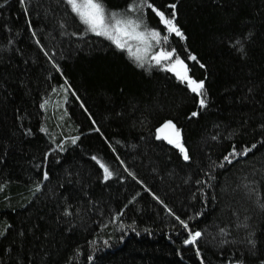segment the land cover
Masks as SVG:
<instances>
[{
    "label": "trees",
    "instance_id": "1",
    "mask_svg": "<svg viewBox=\"0 0 264 264\" xmlns=\"http://www.w3.org/2000/svg\"><path fill=\"white\" fill-rule=\"evenodd\" d=\"M130 2L103 0L109 11ZM151 2L166 14L177 4L184 40L144 10L148 27L169 35L152 54L175 48L189 75L205 80L203 109L163 65L140 67L127 50L85 32L64 0H0V264L264 261V0ZM169 119L188 161L156 138ZM71 136L80 137L75 145ZM52 137L66 151L53 152ZM253 143L247 157L223 161L232 145ZM92 156L113 171L108 181ZM153 193L202 231L196 245L183 244L188 230Z\"/></svg>",
    "mask_w": 264,
    "mask_h": 264
},
{
    "label": "snow or ice",
    "instance_id": "2",
    "mask_svg": "<svg viewBox=\"0 0 264 264\" xmlns=\"http://www.w3.org/2000/svg\"><path fill=\"white\" fill-rule=\"evenodd\" d=\"M64 2L70 8L75 17L78 18L79 22L84 26L85 32H91L97 36L105 37L113 44H115V46L119 49H127L130 56L134 57L138 66L140 67H143L146 61L149 64H152L154 62L157 66L163 65L164 70L174 73L179 81L185 82L190 91L196 94L197 97H199L198 106L200 109H203L207 106L205 80L201 79L197 81L189 75V69L187 64L185 63V60L177 54V50L175 48H172L169 51L165 47H160V50L158 52L152 54V49L154 46L161 45V42L167 44V42L169 41V35L161 36V32L159 30H157L156 28H149L144 18V10L150 9L153 13H155L168 34H174L176 37L184 40L186 39L185 33L176 22V3L168 5V8L171 11L170 13L166 14L165 11L156 7L151 2V0H131V2L127 5V8L121 11H109L103 3V0H64ZM20 3L21 5H24L25 0H20ZM2 6L3 5H0V7ZM27 11L28 9L25 8L26 13ZM33 35L35 36L36 33L33 32ZM72 35H76V33H72ZM250 35L251 34L249 33V36ZM130 41L139 42L135 51L133 50ZM37 43L39 44V41H37ZM236 44L239 45L238 51L243 52V44L239 39L236 40ZM45 55H47V53H45ZM187 59L196 61L197 57L195 55L189 54ZM201 67L203 68L204 65L201 64ZM57 70L59 71L58 66ZM53 90L55 91V89ZM46 103L47 101H45V103H42L40 107L44 108ZM81 106L83 107V104ZM198 115V111H193L191 113V117H197ZM93 123H95L94 120ZM261 127L264 128V125H262ZM40 130L41 132H47V130L43 127H41ZM95 131L100 132V129L97 127L95 128ZM28 134H31L30 129L28 130ZM156 138L166 140L168 144L175 146L179 150L185 161L190 160L191 157L189 151L182 141V130L177 127L176 123H174L173 120H166L160 125V127L156 128ZM67 139L70 140L71 144L75 145L80 137L71 136ZM213 139H216V137H213ZM52 142L56 143L54 137H52ZM256 147L257 144L253 143L250 147L245 146L242 149H238V147L234 144L232 145L231 150L223 156V161L231 164L233 160L238 157H247L248 154L252 152V150ZM56 150H59V152L66 151L63 140L59 143H56V149H53L52 151L54 152ZM48 156L49 153H46L44 159L47 160ZM91 158L93 161H96V163L99 165V168L103 170L104 181H108L114 175L113 171L97 156H92ZM121 163H123V161H121ZM213 166H215V164ZM223 166V163L219 165V167ZM125 171H128V169L125 168ZM129 175L133 176V179H136L133 173L129 172ZM43 178L44 180H47L49 178V174L47 171H44ZM140 183L143 182L140 181ZM197 183H200V181H197ZM39 190L40 185L37 184L35 191ZM153 197L161 204H164V202L160 200L158 196H155L154 193ZM164 207L167 209L170 215L175 217V220L178 221L179 225H181L183 229L188 230L187 238L183 240V244L196 245L203 236L202 231L191 230L187 220L182 219L166 204H164ZM260 207L264 208V203H260ZM70 214L71 213L65 210V215ZM200 214L201 213H197V215ZM120 215H122V213H117V216L114 217V219L119 218ZM188 219L191 220L193 218L189 217ZM133 231H135V229H133ZM145 231H147V229ZM219 231L222 236L227 235L226 229L221 228ZM3 234L4 233H0V235ZM123 238L124 237L121 236L120 240H123ZM95 243V241L89 242L90 245H94ZM103 243L105 246H109L108 239H105ZM220 243L226 244L228 243V241L222 239ZM249 243L252 244L253 247L255 246V241L253 239H249ZM196 255L198 257L201 256L199 247H197L196 249ZM87 259L89 262H92L95 258L94 256L89 255ZM201 264H203V258H201ZM229 264H245V260L243 259V257H241L238 259L230 260ZM261 264H264V261H262Z\"/></svg>",
    "mask_w": 264,
    "mask_h": 264
},
{
    "label": "rangeland",
    "instance_id": "3",
    "mask_svg": "<svg viewBox=\"0 0 264 264\" xmlns=\"http://www.w3.org/2000/svg\"><path fill=\"white\" fill-rule=\"evenodd\" d=\"M138 43H139L138 41H130V44L132 45L134 51H135L136 47L138 46ZM125 50H127V49H125ZM163 141H165L167 143L166 140H163Z\"/></svg>",
    "mask_w": 264,
    "mask_h": 264
}]
</instances>
